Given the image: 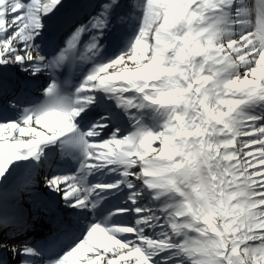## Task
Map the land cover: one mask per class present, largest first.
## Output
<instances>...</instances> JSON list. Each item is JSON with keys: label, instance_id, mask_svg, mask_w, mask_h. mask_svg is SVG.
Here are the masks:
<instances>
[{"label": "snow or ice", "instance_id": "snow-or-ice-1", "mask_svg": "<svg viewBox=\"0 0 264 264\" xmlns=\"http://www.w3.org/2000/svg\"><path fill=\"white\" fill-rule=\"evenodd\" d=\"M0 264H264V0H0Z\"/></svg>", "mask_w": 264, "mask_h": 264}]
</instances>
